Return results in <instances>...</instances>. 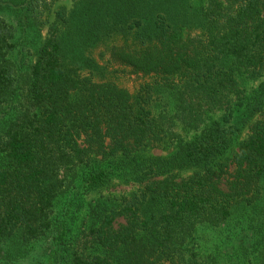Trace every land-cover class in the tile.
Masks as SVG:
<instances>
[{
    "label": "trees",
    "instance_id": "16d2710c",
    "mask_svg": "<svg viewBox=\"0 0 264 264\" xmlns=\"http://www.w3.org/2000/svg\"><path fill=\"white\" fill-rule=\"evenodd\" d=\"M46 2L0 0V264H16L1 247L15 235L62 244L52 213L69 174L90 190L140 183L92 204L72 264H219L199 255L198 226L264 215V0H128L77 17ZM100 38L111 61L153 81L132 94L105 77L85 54ZM162 91L191 138L150 109ZM170 136L169 155L141 153ZM254 241L264 264V229Z\"/></svg>",
    "mask_w": 264,
    "mask_h": 264
},
{
    "label": "rangeland",
    "instance_id": "374dc122",
    "mask_svg": "<svg viewBox=\"0 0 264 264\" xmlns=\"http://www.w3.org/2000/svg\"><path fill=\"white\" fill-rule=\"evenodd\" d=\"M51 7L52 13L58 7H64L68 13L74 16L85 11L87 8L93 10H100L105 12L107 8L115 7L116 3L128 0H45ZM190 7L202 6L209 2V0H184ZM27 6V5H26ZM25 7V6H24ZM34 7V6H33ZM71 10V11H70ZM6 13V12H5ZM52 19V14L48 16ZM77 17V16H76ZM122 18H124L122 16ZM67 35L71 34L73 27L65 28ZM64 30V29H63ZM41 30L40 39L43 38ZM31 35V34H30ZM103 38H100L99 43L90 46L85 52L86 56L91 57L94 62L99 65L106 64L108 70H105L106 76L110 77L126 89L128 92L137 93L146 82L153 81L149 77L137 73L117 61H111L106 46L103 45ZM258 80H248L245 82L246 94L257 85ZM157 94H162L163 98L160 100H153L150 104V109L155 116L165 115L167 119H172L174 125L170 129L173 131H180L183 134V125L175 119V113L178 109L175 97L171 95L170 91H162ZM159 95V96H160ZM160 101V102H159ZM210 118H217L221 115V111L209 112ZM211 119V120H212ZM257 119L253 116L248 123L241 125V131L237 139L231 144L230 149L225 154V158L231 157L237 150L239 142L245 139L249 133V126ZM190 129V128H188ZM195 131L190 130L185 134L186 138H191ZM165 146H154L148 150H144L142 154H155L166 156L172 153L175 148V140L170 136L166 140ZM2 159L0 158V164ZM189 172H183L184 175ZM72 179V182H69ZM83 181L78 177L74 180V175L69 174V178L63 181V186L59 192L52 213V221L56 225V233L61 230V226L67 227V234L60 246L56 245L52 238L34 240L28 242H21L20 238L15 235L13 238L3 243V252L11 254V262L16 264H72V259L75 250H79L80 231L88 220L87 214L93 203L102 196H118L126 195L140 186L136 182L128 178H120L112 176L110 180L103 186L96 190L85 188ZM260 209L264 210V202L261 203ZM121 220V219H119ZM264 229V215H257L253 209H244L234 212L227 222L221 226H211L201 224L196 231V243L199 255L205 260H214L219 264H257L260 258L259 249L253 250L251 247L255 239L259 237V233ZM247 249V252L245 250Z\"/></svg>",
    "mask_w": 264,
    "mask_h": 264
}]
</instances>
